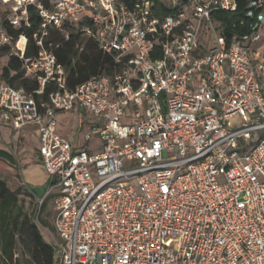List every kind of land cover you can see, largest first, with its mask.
I'll list each match as a JSON object with an SVG mask.
<instances>
[{
	"label": "built area",
	"instance_id": "built-area-1",
	"mask_svg": "<svg viewBox=\"0 0 264 264\" xmlns=\"http://www.w3.org/2000/svg\"><path fill=\"white\" fill-rule=\"evenodd\" d=\"M9 1L0 129L37 134L45 196L58 192L53 264H264V0H246L229 31L212 13L237 0H164L175 9L164 17L150 0ZM30 8L31 55L8 30L30 28ZM77 27L111 72L71 88L50 34ZM12 44L29 92L2 76ZM75 110L92 117L84 138L98 150L58 132V114Z\"/></svg>",
	"mask_w": 264,
	"mask_h": 264
},
{
	"label": "trees",
	"instance_id": "trees-1",
	"mask_svg": "<svg viewBox=\"0 0 264 264\" xmlns=\"http://www.w3.org/2000/svg\"><path fill=\"white\" fill-rule=\"evenodd\" d=\"M131 3L132 0H125ZM154 15L164 17L175 11L171 6L166 5L164 0H150ZM238 9L235 13L222 10L213 11L214 19L220 21L221 26L227 31L241 18H245L246 0H237ZM30 28H21L9 32L16 39L20 34L27 37L28 43L26 53L31 55L37 52L36 32L40 24V18L34 8L29 9ZM77 28L69 31L68 40L56 31H51L50 41L53 44L54 52L58 61L68 69L69 87H74L88 78L95 75H108L111 72L110 57L100 51L96 43L87 39L77 32ZM82 47L79 52L78 48ZM16 52L15 45L12 44L2 52L6 56L3 66L2 76L11 85L23 87L27 92L36 86L24 76V68L21 60L13 54ZM0 158L13 162L12 155L0 149ZM26 186V185H25ZM29 187V186H28ZM31 189V188H30ZM22 186L12 190L7 182L0 175V264H21L22 260L17 256L16 249L20 242H23L21 258L28 256L23 261L24 264H53V248L42 236L37 224L25 212L23 204L19 199ZM47 225L46 221L42 222ZM26 237L27 240H22Z\"/></svg>",
	"mask_w": 264,
	"mask_h": 264
},
{
	"label": "rangeland",
	"instance_id": "rangeland-1",
	"mask_svg": "<svg viewBox=\"0 0 264 264\" xmlns=\"http://www.w3.org/2000/svg\"><path fill=\"white\" fill-rule=\"evenodd\" d=\"M8 1V0H4ZM206 0L205 2H207ZM3 1L0 0V16H2L6 10H10L13 2L9 1L8 4H2ZM6 57L2 59L3 64L6 62ZM92 117L83 111H68L65 113H60L57 116L58 132L62 131L67 136V139L77 146H85L89 151L92 149L98 150L101 145V141L98 137H92L89 141H86L84 135L91 128ZM4 134H2V141L0 142V149L9 152L14 161L11 163L3 158H0V175L7 182L10 189L14 190L19 186H22L21 194L19 199L25 212L31 217V219L37 224L44 239L50 243L51 236L53 234L52 213L51 204L53 197L57 195V191L51 192L45 196L47 190L46 187L37 186L34 183L29 182L28 186L23 184V177L28 179V176H32L38 181L43 179V174L33 163H38L39 158L35 151L36 139L33 135L27 132H14L11 128L5 129ZM26 134V138L22 137ZM32 133V132H30ZM19 138V139H18ZM35 166V167H34ZM31 188V189H30ZM32 193L38 197L45 196V204L39 211V208L35 202V198ZM46 221L47 225L42 222ZM22 240H27L24 237ZM23 242L17 245L16 253L17 256L23 261L28 258V256H22Z\"/></svg>",
	"mask_w": 264,
	"mask_h": 264
},
{
	"label": "crops",
	"instance_id": "crops-1",
	"mask_svg": "<svg viewBox=\"0 0 264 264\" xmlns=\"http://www.w3.org/2000/svg\"><path fill=\"white\" fill-rule=\"evenodd\" d=\"M3 1V3L2 4H8V5H10L7 1H4V0H2ZM12 7V6H11ZM11 7H10V10H11ZM10 10H6V11H4L5 13L2 15V16H0V24L1 23H3L4 22V20L6 19V17H7V15H8V13L10 12ZM261 52V56L264 58V36H263V38H262V40L257 44V46H256ZM57 127H58V124H57ZM8 128H10V127H2L0 130H1V134H4L5 132H4V130L5 129H8ZM11 130L12 131H14V132H16L15 130H13L12 128H11ZM18 132H27L28 134H32L33 135V137L36 139V144H35V153L37 154V156H38V158H39V162H40V164H38V163H33L36 167H37V169H39L40 171H41V173L43 174V179L41 180V181H38L37 179H35L34 177H32L31 175L30 176H28V179L27 178H24L23 177V184H25L26 186H28V184H29V182L28 181H30V182H32V183H34L35 185H37V186H41V187H48V176H47V174L45 173V170H44V168H43V166H42V163H41V160H40V157H39V154H38V137H37V134H36V132H35V130H34V127H27V128H25V129H23V130H19V131H17V133ZM30 132H32V133H30ZM61 135H63L64 137H66L67 138V136L64 134V133H62V131H60L59 132ZM23 134H25V133H23ZM26 136V134L25 135H23L22 137H24V138H26L25 137ZM19 139V138H18ZM34 166V167H35ZM32 195L34 196V194L32 193ZM36 202V201H35Z\"/></svg>",
	"mask_w": 264,
	"mask_h": 264
}]
</instances>
